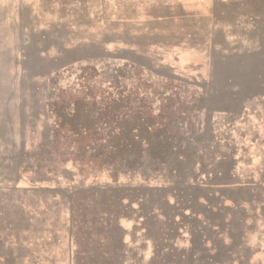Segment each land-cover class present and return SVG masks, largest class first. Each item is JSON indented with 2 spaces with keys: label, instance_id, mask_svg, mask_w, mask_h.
<instances>
[{
  "label": "rangeland",
  "instance_id": "rangeland-1",
  "mask_svg": "<svg viewBox=\"0 0 264 264\" xmlns=\"http://www.w3.org/2000/svg\"><path fill=\"white\" fill-rule=\"evenodd\" d=\"M104 63L209 121L192 173L62 159L48 104L108 93ZM163 197L186 207L192 264H264V0H0V264H118L122 235L141 264H178Z\"/></svg>",
  "mask_w": 264,
  "mask_h": 264
},
{
  "label": "trees",
  "instance_id": "trees-1",
  "mask_svg": "<svg viewBox=\"0 0 264 264\" xmlns=\"http://www.w3.org/2000/svg\"><path fill=\"white\" fill-rule=\"evenodd\" d=\"M105 64H101L99 70L108 87L111 85L108 93L75 99L57 97V100L48 104L54 116L55 141L62 146V159L107 169L113 175L137 171L144 173L148 169L153 172L163 171L176 178L192 173L196 154V129L192 116L188 112L181 115V112H177L179 109L167 110L169 108H165V100L152 107L153 97L148 98L144 90L139 92L141 81L137 78L131 81L125 70L128 63L112 67ZM85 69L97 71L95 66H87ZM171 98L165 99L174 101ZM159 201L156 207L159 208L161 221L166 228L167 251L180 253L178 264H192L195 260L194 249L183 248L172 242L181 231V236L188 232L183 222L186 207L178 202L170 203L165 197ZM165 207L169 214L165 213ZM125 209L132 208L127 205ZM179 226L181 229L178 231ZM183 241L185 239L182 236L179 244L182 245ZM122 242L123 235L115 243H118V248L111 247L110 258L118 264H141L143 248L137 249L134 242L130 246L122 245ZM152 244L156 249L154 241ZM126 249L138 253L137 257L135 254H130L132 258L122 255ZM103 256L108 258L105 253ZM168 264L177 263L171 261Z\"/></svg>",
  "mask_w": 264,
  "mask_h": 264
},
{
  "label": "water",
  "instance_id": "water-1",
  "mask_svg": "<svg viewBox=\"0 0 264 264\" xmlns=\"http://www.w3.org/2000/svg\"><path fill=\"white\" fill-rule=\"evenodd\" d=\"M158 61H159V60H155V62H157V63H158ZM199 123H200V122L197 121V120L194 122V127H195L196 131H198V132H199V131L202 132L203 130H205L206 128L209 127V121H208V120H207V121H203L201 125H200ZM179 229H181L180 226H179V228H178V231H179ZM181 233H182V231H181L180 233H178V234L173 238L172 242H173L174 244L179 245V242L182 240Z\"/></svg>",
  "mask_w": 264,
  "mask_h": 264
}]
</instances>
